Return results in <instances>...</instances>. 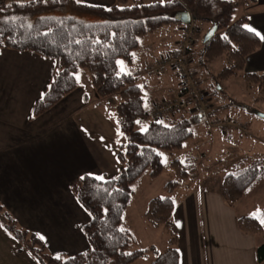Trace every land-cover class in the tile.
I'll return each instance as SVG.
<instances>
[{"label": "trees", "instance_id": "obj_1", "mask_svg": "<svg viewBox=\"0 0 264 264\" xmlns=\"http://www.w3.org/2000/svg\"><path fill=\"white\" fill-rule=\"evenodd\" d=\"M114 0L109 5L88 3L82 0H1L0 47L30 49L54 61L50 79L41 95L33 101L30 114L36 115L49 108L76 84L75 71L84 67L91 84L100 95L116 94L114 106L116 123L125 136L116 150L119 163L114 175L98 176L82 173L69 183L76 201L88 214L81 225L87 246L70 255L49 253L41 238L33 231L18 225L8 212H4L7 233L37 257L40 264H131L153 257L148 264H178L177 230L172 219L177 189L183 184L192 168V162H183L171 156L168 166L174 174L164 183L163 195L150 197L143 216L162 225L165 245L132 247L134 236L125 226L123 215L134 192V184L143 174L153 178L167 166L162 151L171 154L181 147L191 133L190 121L198 112L187 106L166 121L149 117L143 89L134 75L119 68V60H129L137 46L139 36L162 23L176 20L174 13L187 9L191 21L205 26L197 34L202 36L215 21L217 28L205 41L200 38L205 60L222 56L216 71L217 78L239 75L248 86L255 85L264 97V69L245 71L246 55L260 43L259 35L245 23V15L233 17L234 0H165L131 2ZM199 26V25H198ZM199 32V33H198ZM201 32V33H200ZM190 50V48H188ZM178 93L183 94L181 87ZM152 102H150V105ZM212 103L208 111L214 108ZM149 105V104H148ZM146 121H139L145 119ZM144 122L143 128L137 123ZM136 125V126H135ZM264 179V157L256 156L235 161L220 176L219 193L229 204L242 196L250 187ZM0 209L1 206H0ZM264 206L236 218L238 228L246 233L262 234ZM258 261L264 258V237L255 245Z\"/></svg>", "mask_w": 264, "mask_h": 264}, {"label": "crops", "instance_id": "obj_2", "mask_svg": "<svg viewBox=\"0 0 264 264\" xmlns=\"http://www.w3.org/2000/svg\"><path fill=\"white\" fill-rule=\"evenodd\" d=\"M82 1L109 5L114 0ZM234 1H236V7L233 15L244 14L246 25L260 38L257 48L246 55L243 70L261 71L264 69V0ZM178 22L176 37L173 40L163 39L161 42L155 40V45L169 47L167 50L171 51L182 35V23ZM201 29L199 25L197 31ZM139 58H142L141 54L133 51L129 60H119V68L133 73L135 82L142 89L144 88L143 95L146 98L149 97L150 87L152 88L150 93H152L156 83L167 78L170 81L171 94L165 97H176L179 85L174 84L172 77L165 74L171 67L167 65L161 68L156 67L158 63H160L158 65L163 63L158 61L157 55H153L151 60L145 59L142 62V69L139 70L134 62V59ZM214 59L205 60V64ZM219 61L221 65V59ZM53 66L54 61L51 57L36 51L0 47V195H59L69 191L68 202H58L49 198L35 205V210H41L40 217L44 220L28 224L19 220L17 223L21 227L34 231L49 253L70 255L87 246V239L81 230V225L88 219V214L76 201L70 191L69 183L75 176L82 173L98 175V177L101 174L112 173L108 164L113 165L114 161L117 163L115 154L119 145L115 144L114 137L110 139L109 145H79L67 139L45 143V126L55 118L58 121L63 120L70 127L73 124L71 121L75 123L77 116L92 117L94 121L98 117L100 122L105 123L104 129L107 133L108 119L104 116L101 106L103 102H109V105L115 106L117 95H98L92 87L87 70L81 74L80 80L76 79L75 86L59 100L39 114L31 115L33 101L44 91ZM151 101L152 98L147 103ZM182 109L181 113H186L185 109ZM114 121H116L115 115ZM144 124L143 122L142 125ZM110 136L111 134L107 133L106 137ZM89 148H99L100 154L108 155L109 162L98 164ZM112 154L114 157L110 158ZM94 170L97 173H94ZM177 191L176 203L171 215L177 230L178 264H264V258L258 261L255 255V245L264 237V232L262 234L243 232L236 222L239 215L258 210L263 206L237 209L234 204L229 205L223 199L217 186L200 189L191 184L188 187L178 188ZM41 205L45 206L38 207ZM1 208L0 227L8 237L14 238L5 230L3 211L10 215H14V212L10 211L8 202L6 205L3 203ZM15 220H17L16 217ZM150 224L151 232L154 234L157 224L155 222ZM131 232L133 234V231ZM157 236L159 237V234ZM164 241V237L163 241L161 238L163 246ZM157 243L155 241L145 245L137 243L138 246L135 247L152 246L157 251L162 250L158 249ZM12 247L16 250L22 249L14 243ZM28 254L23 264H40L36 256L29 251ZM152 257L153 252H150L147 258L131 264H148ZM0 264H12V262L1 254Z\"/></svg>", "mask_w": 264, "mask_h": 264}, {"label": "rangeland", "instance_id": "obj_3", "mask_svg": "<svg viewBox=\"0 0 264 264\" xmlns=\"http://www.w3.org/2000/svg\"><path fill=\"white\" fill-rule=\"evenodd\" d=\"M131 2L150 1H127V3ZM234 16L235 14L233 17ZM178 23L179 22L176 20H171L139 36V42L134 48V51L142 56L141 59H134L139 70L142 69V62H144L145 59L151 60L153 55H157L158 61L160 62L162 61L161 58L164 59L167 55L170 57L172 56V53L176 51L179 45L178 43L173 46L171 51H168L167 49H169V47L155 45V40H159L160 42L163 39L173 40L177 34ZM196 23L203 28L204 23L201 20ZM198 25H195V32L197 31ZM200 38L202 39V36L196 34L191 42L187 67L195 71L193 72L199 79V85L207 90L208 96L212 102L215 103L212 111H208V118L212 121L220 118L223 121H229L230 125L223 132L216 126H209L204 115L200 113L196 114L195 119L190 121L192 133L185 138L181 147L173 150L171 154L162 151V159L167 164L165 169L153 178L143 174L138 182L134 184V192L123 215L125 226L133 231L134 235L129 245L130 248L138 246L137 243L145 245L146 243L154 241L155 243L158 241V249H163L162 247H164L161 243V238L163 241L164 237V230H162L163 226L157 225L156 228H154L153 234V232H151L152 225L150 224L152 221L146 219L142 212L146 201L150 197L166 193L163 185L170 176L174 174L173 168L168 166L171 156L176 155L183 162H192V168L188 171V177L183 180L184 184H181L178 188L183 186L188 187L194 184L200 189H209L216 186L219 188L220 176L226 170H229L235 161L256 156L264 157V117L257 113L258 111L264 112V97H260L261 95L258 87L255 85L248 86L247 82L239 75L217 78L215 74L220 66L219 59L223 62V58L219 56L215 59L213 58L214 60H210L208 64H205L206 62L203 58L204 55L202 54ZM178 40H181V36ZM158 64L156 67L158 66L161 68L167 65L170 68L167 62L161 65ZM84 71L87 72V69L84 67L79 68L76 72V79L77 76H79L80 80V76ZM165 74H167L168 77H172L173 83H177L178 85V77L174 68L171 67ZM169 84V79L164 78L156 83L154 92L150 93L152 89L150 87L149 97H144L145 106L150 107V103L149 105L147 103L150 98H152V103L159 102L161 99H172L165 97L171 94ZM101 108L104 111V116L108 119L106 124L109 125V131L107 130V133L111 134L110 137H106L107 133L104 129L105 123L100 122L98 117H96L94 121L92 117L86 118L77 116L74 120L75 123L71 121V123H73L70 126L71 128L68 127L63 120L58 121L57 118H55L54 121L52 120L49 125L45 126L44 142H53V140L57 139L63 141L67 139L69 141L73 140L79 145H109L110 139L114 137L115 144L120 145L121 142L125 141V136L116 124V121H114V105H109V102H103ZM83 115L86 116V114ZM174 117H179V113L174 112L172 117L168 116L165 117V119L169 121ZM146 120L147 117L139 121ZM142 123H137V126L143 128ZM89 149L92 152L94 160L97 161L98 164L101 162H104L103 164L109 162L108 155L100 154L101 150L99 148ZM113 157L112 154L110 158ZM108 165H110V170L113 172L110 174H101L99 177L111 176L116 173L119 166L118 161L117 163L114 161L113 165H111V163ZM94 173L97 172L95 171ZM6 195L7 196L0 195V205L2 206L3 203L6 205L8 202L10 204V211L14 212V215L11 214V216L14 218L16 217L18 220H16L17 222H19V220L25 221V224L44 220L40 217L41 210H35V205L37 203H43L49 198L58 202H68V197L70 198L69 191L59 195ZM63 198L65 199L63 200ZM1 201H3V203ZM232 203L237 209H250L257 205L259 207L264 206V179L250 187V189ZM43 206L45 205L38 207ZM158 234L159 237L157 236ZM260 240H262V238ZM13 243L22 249L16 250L15 247H12ZM1 254L8 257L12 264H23L24 258L27 260L29 255L28 250L22 246L20 241H15L14 238L8 237L0 227V256Z\"/></svg>", "mask_w": 264, "mask_h": 264}, {"label": "built area", "instance_id": "obj_4", "mask_svg": "<svg viewBox=\"0 0 264 264\" xmlns=\"http://www.w3.org/2000/svg\"><path fill=\"white\" fill-rule=\"evenodd\" d=\"M1 2V0H0ZM195 25L191 22L184 24L182 27V36L175 52L170 57L167 55L162 58V62H167L175 69L183 94L170 100L163 99L154 102L150 108L152 118H160L166 113H171L183 107L189 102L192 109L204 115L209 126H216L224 131L230 125L229 121L220 118L212 121L208 118V109L212 102L205 89L200 87L192 71L187 67L188 53L187 50L193 40Z\"/></svg>", "mask_w": 264, "mask_h": 264}, {"label": "water", "instance_id": "obj_5", "mask_svg": "<svg viewBox=\"0 0 264 264\" xmlns=\"http://www.w3.org/2000/svg\"><path fill=\"white\" fill-rule=\"evenodd\" d=\"M174 17L176 20L181 21V22H189L191 20V14L189 10L187 9H179L174 13ZM217 28V23L213 21L209 27L204 31L202 35V41H205L208 39L212 34L214 33L215 29ZM259 115L264 117V112L263 111H258L257 112Z\"/></svg>", "mask_w": 264, "mask_h": 264}, {"label": "snow or ice", "instance_id": "obj_6", "mask_svg": "<svg viewBox=\"0 0 264 264\" xmlns=\"http://www.w3.org/2000/svg\"><path fill=\"white\" fill-rule=\"evenodd\" d=\"M77 80H79V76H77ZM98 179H103V177H97ZM261 224L264 225V219L260 220Z\"/></svg>", "mask_w": 264, "mask_h": 264}]
</instances>
